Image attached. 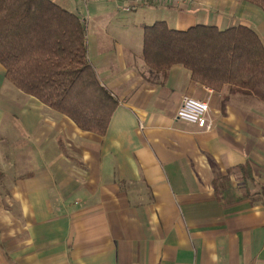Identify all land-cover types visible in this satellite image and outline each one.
<instances>
[{"label": "crops", "instance_id": "1", "mask_svg": "<svg viewBox=\"0 0 264 264\" xmlns=\"http://www.w3.org/2000/svg\"><path fill=\"white\" fill-rule=\"evenodd\" d=\"M75 1L66 9L86 21L90 60L120 105L98 136L0 65V264H264V105L236 95L222 110L187 70L154 85L140 64L144 26L243 24L264 40L260 12L237 0L130 12L125 0ZM186 97L209 99L211 125L177 118ZM246 163L254 183L237 171Z\"/></svg>", "mask_w": 264, "mask_h": 264}, {"label": "trees", "instance_id": "2", "mask_svg": "<svg viewBox=\"0 0 264 264\" xmlns=\"http://www.w3.org/2000/svg\"><path fill=\"white\" fill-rule=\"evenodd\" d=\"M237 1L264 14V0ZM142 60L144 78L154 85L181 67L195 83L222 94V110L236 95L264 105V40L250 26L177 30L157 21L144 26ZM0 65L14 87L83 131L104 136L120 105L90 60L86 21L53 0H0ZM237 171L255 182L248 163Z\"/></svg>", "mask_w": 264, "mask_h": 264}, {"label": "built area", "instance_id": "3", "mask_svg": "<svg viewBox=\"0 0 264 264\" xmlns=\"http://www.w3.org/2000/svg\"><path fill=\"white\" fill-rule=\"evenodd\" d=\"M97 2H118V0H94ZM122 10L130 12L140 4L160 5L165 7L184 8L187 7L192 0H125ZM208 89V88H207ZM209 90V89H208ZM213 92V90H209ZM177 118L196 125L199 129H205L212 123L211 107L209 99L196 100L189 97L184 98L181 107L177 112Z\"/></svg>", "mask_w": 264, "mask_h": 264}, {"label": "rangeland", "instance_id": "4", "mask_svg": "<svg viewBox=\"0 0 264 264\" xmlns=\"http://www.w3.org/2000/svg\"><path fill=\"white\" fill-rule=\"evenodd\" d=\"M54 1L56 3H58L59 5L65 7V8H68V9H70V8L74 9V7L76 5V2H77L75 0H54ZM103 6H105L104 8H107L108 10L110 9V12H113L114 6L112 7V6H106L104 4L89 3V13L96 12L97 9L102 8ZM254 8H256V7H254ZM74 10L77 11V9H74ZM256 10H258L260 12L261 16L264 19V14L262 13V11H260L258 8H256ZM84 11H85V15L87 16V14H88L87 10L85 9ZM119 14L121 15L122 13H119ZM140 46H142V45H141V42H140V39H139V47ZM140 56L142 57V51H140ZM140 64L145 68V65H144L142 59H141Z\"/></svg>", "mask_w": 264, "mask_h": 264}]
</instances>
